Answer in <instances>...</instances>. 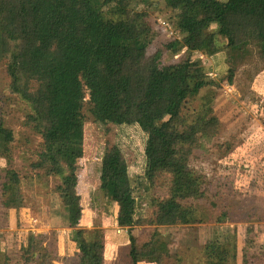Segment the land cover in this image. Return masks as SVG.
<instances>
[{
  "label": "rangeland",
  "instance_id": "obj_1",
  "mask_svg": "<svg viewBox=\"0 0 264 264\" xmlns=\"http://www.w3.org/2000/svg\"><path fill=\"white\" fill-rule=\"evenodd\" d=\"M248 1L234 0L233 5L242 7ZM91 3L105 20L121 19L129 12L143 14L149 33L136 48L143 51L145 58H155L160 68L199 58L202 71L215 83L184 102L176 121L178 128L183 129L207 110L216 120L202 140L204 148L194 150L195 157L189 164L195 178L204 183L205 194L197 199L181 200L193 210L198 223L156 226L147 222L139 226L136 244L142 254L136 264H248L250 258L249 264H264V71L254 69L256 55L252 43L246 41L210 57L202 54L199 47L209 34L217 32V26L190 34L179 31L178 11L169 8L167 0L111 3L91 0ZM0 20H3L2 12ZM232 34L243 36V31ZM3 40L0 23V125L12 130L17 138L29 139L31 154L24 158L22 154L28 153V149L12 146V161L0 160L4 169L19 172L23 196L18 206L14 194L0 193V264H77L81 261L82 253L70 228V189L64 185L62 176H80L86 183L89 207L80 228L86 243L102 240L104 264H133L129 256L133 247L126 253L118 245L129 242L132 246L128 229L117 223L118 207L103 197L101 159L114 147L120 149L132 182L142 195L141 207L150 221L157 211L154 202L170 198L171 175L158 172L152 179L144 178L138 183L146 168L147 134L130 126L108 125L104 115L98 130V144L88 145L86 131L82 139L77 127L85 130L86 124H93L94 120L85 122L84 118L65 112V104L58 105L56 98L50 117L54 146L57 144L60 149L56 153L54 148L53 159L60 171L53 166L47 170L32 168L39 161L34 152L42 139L25 124L28 107L6 89L9 78ZM231 70L232 81L225 80ZM99 80L106 84L104 79H95L60 88L81 86L88 90L91 81L98 84ZM62 139H65L63 146ZM80 153L88 155L83 157ZM104 205L109 211L106 217ZM244 208L255 212L256 220L242 221L245 216L239 210ZM227 212L234 218L224 217L219 223L221 213ZM152 250L156 252L151 253Z\"/></svg>",
  "mask_w": 264,
  "mask_h": 264
},
{
  "label": "trees",
  "instance_id": "obj_2",
  "mask_svg": "<svg viewBox=\"0 0 264 264\" xmlns=\"http://www.w3.org/2000/svg\"><path fill=\"white\" fill-rule=\"evenodd\" d=\"M114 0H106L111 3ZM234 0H167L169 8L178 11V28L184 33L205 32L214 25L201 43L199 51L213 57L219 52L250 41L256 55V72L264 71V0H249L242 7H234ZM3 20V47L7 91L29 109L26 125L42 139L35 154L39 161L32 168L57 167L53 159V129L50 111L56 90L82 81L106 79V121L108 125L134 127L147 134L144 149L146 168L137 181L152 179L158 172L171 175L170 198L154 202L157 208L153 220H148L141 207L142 195L132 182L128 164L120 149L114 147L104 156L102 193L106 201L118 207L117 223L127 228L136 264L142 250L137 247L139 226H177L198 223L195 213L181 200L197 199L205 194L204 183L190 170L194 150L204 148L203 138L215 123L207 110L183 129L177 119L184 102L196 97L203 89L214 86L202 71V61L188 59L160 68L155 58H145L136 48L147 38L149 29L143 14L126 13L118 20H105L91 0H0ZM243 31V36L232 34ZM232 81L233 70L225 77ZM224 80V79H223ZM0 160L12 161V146L28 149L22 155L30 157V140L16 137L10 129L0 125ZM27 153V154H26ZM63 177V176H62ZM61 177L70 189V228L82 253L77 264H104V243L98 239L86 243L81 230L89 204L85 195L86 183L80 176ZM19 172L0 166V193L14 194L22 204ZM14 192V193H13ZM245 218L256 220L250 208L239 210ZM105 217L109 214L104 205ZM232 220L231 212L221 213ZM81 228V229H80ZM152 250L151 253H153ZM160 249L158 253H160ZM156 252V250L154 251ZM251 258L248 260L250 263Z\"/></svg>",
  "mask_w": 264,
  "mask_h": 264
},
{
  "label": "bare ground",
  "instance_id": "obj_3",
  "mask_svg": "<svg viewBox=\"0 0 264 264\" xmlns=\"http://www.w3.org/2000/svg\"><path fill=\"white\" fill-rule=\"evenodd\" d=\"M90 88L86 90L85 88L80 87H71L65 89H59L55 94L56 103L65 104V112L73 113V116L78 119H85L86 121L94 120L93 124H86L85 130L81 129V127H77L79 130L78 136L83 139L84 131H86L85 135L88 145L98 144L97 143V135L98 130L101 128L102 121L105 120L104 115L106 116V102H107V83L105 84L103 81H97L98 84L93 83L91 81ZM74 88V89H72ZM90 91V92H89ZM88 94H90V98H88ZM88 102L90 103L88 105ZM85 107L86 110H82ZM73 111V112H72ZM82 122V121H80ZM96 124V125H94ZM65 139H62L61 145L63 146ZM97 146V145H96ZM55 152H59V147L57 144L54 146ZM65 156L68 153L64 152ZM83 157H85L86 153H80ZM97 161V158H94Z\"/></svg>",
  "mask_w": 264,
  "mask_h": 264
},
{
  "label": "crops",
  "instance_id": "obj_4",
  "mask_svg": "<svg viewBox=\"0 0 264 264\" xmlns=\"http://www.w3.org/2000/svg\"><path fill=\"white\" fill-rule=\"evenodd\" d=\"M248 42V41H247ZM105 81H106V79H104ZM107 83V82H106ZM53 157H54V139H53ZM94 158H96V157H94ZM55 159V158H54ZM102 161H101V163L102 164H99V166H100V169H101V171H102V173H103V161H104V157H103V159H101ZM97 161H100V159L97 157ZM130 239V238H129ZM119 245V247H124L125 249H126V253L128 252L129 253V251H130V248L132 247L131 246V244L129 243V242H127V244L126 245H124V246H122V244L121 243H119L118 244ZM219 255V254H218Z\"/></svg>",
  "mask_w": 264,
  "mask_h": 264
}]
</instances>
